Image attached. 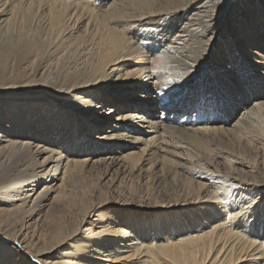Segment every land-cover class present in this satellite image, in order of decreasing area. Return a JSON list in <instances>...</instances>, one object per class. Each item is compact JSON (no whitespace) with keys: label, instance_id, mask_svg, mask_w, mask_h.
<instances>
[{"label":"bare ground","instance_id":"6f19581e","mask_svg":"<svg viewBox=\"0 0 264 264\" xmlns=\"http://www.w3.org/2000/svg\"><path fill=\"white\" fill-rule=\"evenodd\" d=\"M0 264H264V0H0Z\"/></svg>","mask_w":264,"mask_h":264},{"label":"rangeland","instance_id":"374dc122","mask_svg":"<svg viewBox=\"0 0 264 264\" xmlns=\"http://www.w3.org/2000/svg\"><path fill=\"white\" fill-rule=\"evenodd\" d=\"M98 1L106 2L107 0H98ZM230 20L234 21V17L230 16ZM222 37H223V36H222ZM218 38H220V37H218ZM214 39H215V38H213V41H214ZM213 41H212V42H213ZM216 41H217V40H216ZM214 43H215V42H214ZM201 91H202V90H201ZM205 92H206V91H202V95H204ZM121 94H122V95L126 94V91H125V90H122V91H121ZM127 95H128V93H127ZM125 97H126V96H125ZM223 98H224V99H227V98H226V95H224L223 97H221V99H223ZM235 101H238V100H235ZM240 102H241V101H238V103H239V105H238L239 109L242 108V105L240 104ZM243 107H244V106H243ZM240 110H241V109H240ZM86 132H87V131H86ZM86 132H85V133H86ZM41 187H42V185L38 188V191H39V189H40Z\"/></svg>","mask_w":264,"mask_h":264}]
</instances>
